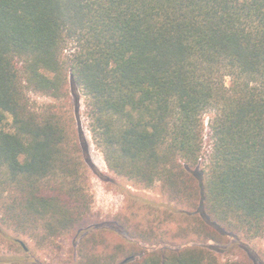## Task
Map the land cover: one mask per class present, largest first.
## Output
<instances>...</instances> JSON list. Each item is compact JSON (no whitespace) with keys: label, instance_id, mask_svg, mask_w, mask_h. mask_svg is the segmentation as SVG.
Instances as JSON below:
<instances>
[{"label":"trees","instance_id":"16d2710c","mask_svg":"<svg viewBox=\"0 0 264 264\" xmlns=\"http://www.w3.org/2000/svg\"><path fill=\"white\" fill-rule=\"evenodd\" d=\"M70 85L108 171L168 203L73 264H241L204 244L264 238V0H0L1 222L41 244L91 218Z\"/></svg>","mask_w":264,"mask_h":264},{"label":"rangeland","instance_id":"374dc122","mask_svg":"<svg viewBox=\"0 0 264 264\" xmlns=\"http://www.w3.org/2000/svg\"><path fill=\"white\" fill-rule=\"evenodd\" d=\"M69 87V105L72 109L74 129L83 135L88 145V156L95 172L89 174L88 183L89 193L92 196L90 221L76 232L72 231L46 244H41L36 234L19 236L6 228L0 216V264H73L76 245L84 233L100 230L103 231V238L108 246L123 244L124 235L118 227L119 217L124 214L143 217L150 212V205L168 206L159 184L152 189L135 187L108 171L103 155L91 138L85 97L80 90H75L72 85ZM30 96L32 104L37 108L50 102L46 96L35 94ZM208 148L209 142L206 138V152ZM228 236V241L224 244L213 242L204 244L215 253L220 263L264 264V238L246 241L230 234ZM140 248L148 251L159 249L144 245Z\"/></svg>","mask_w":264,"mask_h":264},{"label":"water","instance_id":"95a60500","mask_svg":"<svg viewBox=\"0 0 264 264\" xmlns=\"http://www.w3.org/2000/svg\"><path fill=\"white\" fill-rule=\"evenodd\" d=\"M21 246L24 248V250H26V248H25V246H24V244L23 243H21ZM130 259L128 258V259H125L123 262H122V264H124V263H126V262H128Z\"/></svg>","mask_w":264,"mask_h":264}]
</instances>
